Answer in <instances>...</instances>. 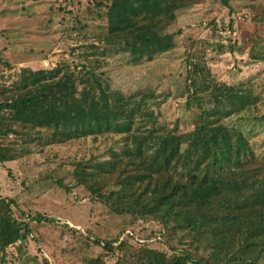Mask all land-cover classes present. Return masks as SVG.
I'll return each mask as SVG.
<instances>
[{"label":"trees","instance_id":"obj_1","mask_svg":"<svg viewBox=\"0 0 264 264\" xmlns=\"http://www.w3.org/2000/svg\"><path fill=\"white\" fill-rule=\"evenodd\" d=\"M126 1L88 0L89 19H74V30L82 29L77 37L83 40L69 53L77 61L64 58L51 68L14 71L0 57V66L7 69L0 73V167L53 144L106 140L103 157L72 163L76 187L101 205L120 230L114 239L85 236L103 250V257L88 264H106L108 257L116 258V264H264V147L258 145L254 126L264 125V80L228 84L213 75L207 52L214 45L199 47L185 28L178 29L181 13L195 1L164 0L168 11L132 13L124 12ZM239 1L220 0L230 13L241 7L247 11L236 31L231 22L230 30L239 34L228 40V51L246 52L254 59L264 55V14L258 1ZM90 22L98 33L84 32L93 26ZM217 49L223 53L224 45ZM116 57L128 68H151L143 72L148 86L133 93L114 87L107 66ZM178 57L183 61L178 76L169 64H156ZM173 80L188 117L168 124L161 121L160 108L173 95L158 93L150 83ZM149 101L156 113L143 116L140 111ZM183 207L194 220L186 235L193 234L191 241L182 238L172 245L162 233L140 237L135 229L146 219L169 229ZM200 208L206 212L198 217ZM206 220L244 227L227 237L228 247L195 256L193 236ZM43 222L59 221L0 195L2 261L10 248L21 259L33 225ZM210 237L222 239L216 230ZM44 264L52 263L44 258Z\"/></svg>","mask_w":264,"mask_h":264},{"label":"rangeland","instance_id":"obj_2","mask_svg":"<svg viewBox=\"0 0 264 264\" xmlns=\"http://www.w3.org/2000/svg\"><path fill=\"white\" fill-rule=\"evenodd\" d=\"M189 1H195L196 5L181 13L178 29L185 28L187 36H193L198 40L199 47L203 46L202 44L214 45L215 50L209 48L207 52L208 64L213 75L228 84L264 80V55L252 59L246 52L228 51L230 44L228 40L237 38L239 34L232 33L231 22L236 31L241 24V17L247 11L241 7L237 12L230 13V10L220 4V0ZM256 1L260 3V15L264 14V0ZM87 9L88 0H0L1 59L12 64L15 67L14 71L24 68L33 70L51 68L64 58L73 61L69 54L71 49L83 45L82 38L77 37L82 29L74 30V19L75 16L83 20L87 18L89 16ZM169 9L170 5H165L164 0H127L123 10L132 13L141 10L165 12ZM212 21H215V25L208 26ZM90 23L93 26L84 32L88 35L98 33L96 24ZM220 44L224 45L223 53L217 49ZM109 63L108 78L114 87L126 93H133L139 87L148 86V81L143 79V72L151 68L138 70L134 67H125L119 57L109 59ZM156 64L159 67L169 64L177 76L183 70V61L179 57L158 61ZM6 71V67L1 65L0 73H7ZM150 85L155 86L158 93L173 95L160 108L161 121L172 124L177 118L188 117L184 111V99L178 95L175 80L166 81L163 85L156 83ZM155 113L156 110L150 101L140 111L143 116ZM254 126L259 133L256 139L258 145L264 147V125L257 123ZM108 147L109 143L106 140L91 142L89 139L53 144L42 153L0 167L1 196L15 199L20 207L29 209L33 214L41 213L45 217L59 221L55 224L48 222L34 224L33 238L30 237L25 244L27 253L19 259L16 249L10 248L9 256L4 262L0 253V264H23L24 261L26 264H44V258L52 264H88L90 259L103 257L102 248L87 241L85 236L114 239L120 230L106 214L102 213L101 205L91 202L84 189L76 187L72 178V163L88 159L92 155L103 157ZM59 180L70 187L69 192L58 186ZM205 212L204 208H200L198 217ZM190 215L189 208H179L169 224V229H165L160 222L152 219H146L147 221L141 222L135 229L140 233V237L148 236L150 232L155 231L157 237L162 233L172 245H179L182 238L185 241L192 240V233L186 236L189 233V226L194 223V220L190 221ZM207 220L203 223L204 229L197 232L195 238L193 236L190 249L195 256L207 255L220 247H228L231 241L227 242V237L230 234H238L244 227L239 229L224 223L218 225V222L211 220L208 223ZM65 224L70 229H67ZM215 230L222 238L219 241H213L210 237ZM197 246L200 247L199 250H196ZM103 260L106 264H116L117 261L113 257Z\"/></svg>","mask_w":264,"mask_h":264}]
</instances>
